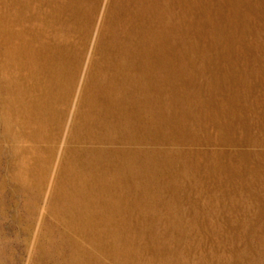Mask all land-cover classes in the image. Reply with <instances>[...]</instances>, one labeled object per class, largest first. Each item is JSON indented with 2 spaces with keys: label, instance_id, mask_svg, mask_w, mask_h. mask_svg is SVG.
<instances>
[{
  "label": "bare ground",
  "instance_id": "bare-ground-1",
  "mask_svg": "<svg viewBox=\"0 0 264 264\" xmlns=\"http://www.w3.org/2000/svg\"><path fill=\"white\" fill-rule=\"evenodd\" d=\"M186 1H107L70 111L99 0H0V132L14 157V177L24 184L28 176L42 184L64 134L50 212L60 227L58 244L74 253L76 264H102L103 256L125 262L137 240L146 245L136 230L146 223L147 208L135 218L128 196L145 195L153 173L179 163L172 176H189L194 184L196 165L209 175L227 174L264 159V85L257 97L251 86L233 83L224 71L228 61L165 51V18ZM206 70L203 83L180 82ZM160 137L204 140L213 149L194 148L184 160L181 149L149 145ZM224 143L228 151L214 146ZM242 143L260 147L256 157ZM162 153L174 155L154 162ZM53 243L48 247L58 246ZM158 254L155 249L142 264H174Z\"/></svg>",
  "mask_w": 264,
  "mask_h": 264
},
{
  "label": "rangeland",
  "instance_id": "rangeland-1",
  "mask_svg": "<svg viewBox=\"0 0 264 264\" xmlns=\"http://www.w3.org/2000/svg\"><path fill=\"white\" fill-rule=\"evenodd\" d=\"M107 1L98 2L96 21L82 57L83 70L74 90L75 95L70 98V111L76 103V93L88 57L94 52ZM192 1L188 0L179 7L176 3L171 6V12L165 18V37L168 39L165 51L187 57L226 60L229 66L224 64V71L235 76L233 83L247 84L253 92L257 91V97H262L259 89L264 85V0ZM189 3L191 5L187 8L185 4ZM256 69L257 73H254ZM196 73L197 80L188 81V84L185 80L180 82H184V86H194L203 83L209 74L207 70L204 74ZM257 108L262 109L263 104L257 105ZM70 120L71 114L68 113L65 130ZM210 123L206 127H210ZM166 131L169 129L166 128ZM63 140L64 134L55 145L47 164L46 177L40 182L42 184L30 176L27 177L28 184H24L22 179L14 177L16 170L11 165L14 157L0 132V264H76L74 253L58 244L60 227L50 212ZM197 141L199 144L186 139L172 141L160 137L150 140L149 145L164 152L181 149V156L187 160L191 150L195 148L199 153L209 144L203 143L204 140ZM227 144L214 146L228 151ZM242 144L244 150L251 153L254 150L256 157L260 147L251 143ZM211 145L209 150L213 149ZM172 154H156L154 162H160L163 155ZM191 158L195 160V157ZM219 160L224 161L225 158ZM248 162L250 167L243 163L238 172H228L229 175L224 172L209 175V172L201 170L204 164L203 167L196 165L194 184L189 176H172L181 170L179 163L173 170L153 173L146 188L147 195L134 192L128 196L135 218L138 212L147 208L146 223L136 230L146 245L141 246L140 240H137L136 246L132 245V250L129 249L131 256L126 255L128 260L123 256L125 262L121 259L119 263L113 257L108 259L103 256L100 257L102 264H142L147 257H152L155 249L162 260L174 264L178 259L186 261V264H264V159L262 163L260 160ZM51 239L53 244H58L54 245V249L48 247ZM82 245L94 253L99 251L90 247L88 242Z\"/></svg>",
  "mask_w": 264,
  "mask_h": 264
}]
</instances>
